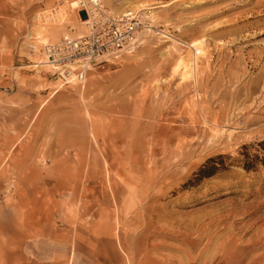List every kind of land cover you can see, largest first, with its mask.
I'll list each match as a JSON object with an SVG mask.
<instances>
[{
  "label": "rangeland",
  "instance_id": "rangeland-1",
  "mask_svg": "<svg viewBox=\"0 0 264 264\" xmlns=\"http://www.w3.org/2000/svg\"><path fill=\"white\" fill-rule=\"evenodd\" d=\"M71 2L0 0V264H33L22 242L55 230L58 264H209L233 228L263 235L264 0H101L153 28L65 85L42 49L85 33ZM67 142L71 184L46 186L37 166Z\"/></svg>",
  "mask_w": 264,
  "mask_h": 264
},
{
  "label": "built area",
  "instance_id": "built-area-1",
  "mask_svg": "<svg viewBox=\"0 0 264 264\" xmlns=\"http://www.w3.org/2000/svg\"><path fill=\"white\" fill-rule=\"evenodd\" d=\"M77 11H84L86 31L72 37L63 35L58 42L43 45L48 61L63 84L84 83L93 66L109 62L123 53L133 52L142 36L150 33L153 24L139 11L112 13L101 0H72ZM37 63L35 66H37ZM42 65V64H41Z\"/></svg>",
  "mask_w": 264,
  "mask_h": 264
},
{
  "label": "crops",
  "instance_id": "crops-1",
  "mask_svg": "<svg viewBox=\"0 0 264 264\" xmlns=\"http://www.w3.org/2000/svg\"><path fill=\"white\" fill-rule=\"evenodd\" d=\"M21 67L22 66H19V68ZM67 145L68 142L64 146L60 148L55 147L53 151H51L54 154V157H52L51 161L47 164L48 167H45L43 165L42 167L37 166V170H39V174H41L42 176L44 171V177H41V182L43 179V184H45L46 186L50 185L53 187H59L67 186L69 183L71 184L72 179L70 180L68 178V170L71 169L70 158L67 155H64L65 149H67ZM11 196L14 197L15 195ZM18 199L22 200V198ZM29 200H32V198L26 199V201ZM30 219L31 221H29L27 224L29 226L35 225L36 216L30 217ZM65 234L66 233L64 232L55 230L52 232H48V234H44L47 237H44V235H38L39 237H44L43 241L38 240L41 239L38 236L27 237L22 242V255L24 259L33 264H58L68 260L71 251L69 252V254L58 258V246L60 247V245H63L62 249L67 250L65 249V247L68 245L69 238ZM39 242H43V244H40Z\"/></svg>",
  "mask_w": 264,
  "mask_h": 264
},
{
  "label": "bare ground",
  "instance_id": "bare-ground-1",
  "mask_svg": "<svg viewBox=\"0 0 264 264\" xmlns=\"http://www.w3.org/2000/svg\"><path fill=\"white\" fill-rule=\"evenodd\" d=\"M70 6L71 7H74L75 6V2H71V4H70ZM82 21V20H81ZM203 41L202 40H195V41H193L191 44H188L190 47H193V49H194V53L195 54H197V53H203L204 51H203ZM193 51V50H192ZM194 55V54H193ZM198 55V54H197ZM195 56V55H194ZM187 58V57H186ZM192 58V57H191ZM195 58V57H194ZM194 58H192V61H193V59ZM197 58V57H196ZM185 60V58H183L182 56L181 57H179L177 60H176V62H175V64H174V67H173V70L175 71V72H177V71H179V74L180 75H183V76H185V74H187L188 73V71H187V63L184 61ZM189 60H191V59H189ZM42 61V60H41ZM39 62V63H42V62ZM44 62H45V60H44ZM43 62V63H44ZM46 63H48V65L50 64L48 61H46L45 62V64ZM190 63H191V61H190ZM189 63V64H190ZM194 63V62H193ZM190 66V65H189ZM188 66V67H189ZM181 70V71H180ZM55 71V70H54ZM182 76V77H183ZM181 78V77H180ZM185 79V78H184ZM183 79V80H184ZM134 159V160H133ZM132 159V161H135V159L136 158H133ZM135 163V162H134ZM222 216H224L225 217V215H222ZM221 217V216H220ZM219 217V218H220ZM224 217H222V218H224ZM216 219V218H215ZM214 219V220H215ZM225 219V218H224ZM217 220L218 221H220L218 218H217ZM217 220H216V222H217ZM211 222H214V221H211ZM198 223V222H197ZM215 223V222H214ZM218 223V222H217ZM222 223V222H221ZM226 223V222H225ZM208 224V223H207ZM219 224V223H218ZM224 224V223H223ZM208 225H210V222H209V224ZM244 225V224H243ZM206 226V224L201 228V229H198L197 227H196V231H197V234L199 235V237L200 236H206V233H207V228L205 227ZM224 226H226L225 224H224ZM232 226H234V225H232ZM187 227V226H186ZM227 227H230L229 225H227ZM227 227H225V228H227ZM242 227V226H241ZM240 228V227H239ZM238 228V230L236 231V232H241V228L239 229ZM216 229V228H215ZM232 229V228H231ZM234 229V228H233ZM233 229L231 230L232 232H233ZM236 229H237V227H236ZM194 232H195V228H194V230H193ZM208 231H210V229L208 230ZM186 232V231H185ZM188 232H190V230H188ZM188 232H187V234H188ZM228 232H230V231H228ZM231 232V233H232ZM218 233V232H217ZM216 233V234H217ZM231 233H229L227 236H226V238L225 239H223L222 240V242H220V243H217L216 242V244H215V247L214 248H216V252L217 253H220V257L218 258V261H216V262H213L211 259H210V263L209 264H240V262H241V259H242V256H243V252L246 250V249H253V248H255L256 246H259L258 244H263L264 243V234L263 235H257V234H255L256 235V237L253 235V236H251V238H250V240H249V242L247 243V244H241V240L239 241V239L237 240V238H236V236H235V233H233V234H231ZM192 234V233H191ZM194 234V233H193ZM188 235H190V233L188 234ZM208 236V235H207ZM197 239V238H196ZM210 239V238H209ZM211 241V240H210ZM194 243V242H193ZM189 244V243H188ZM195 244V243H194ZM194 244H192V245H194ZM261 246V245H260ZM256 252V251H255ZM217 253H216V256L215 257H217ZM257 256H256V258H254V264H258V263H260V262H262V260L264 259V252H259V254H256ZM213 256V255H212ZM214 257V258H215ZM255 257V256H254ZM195 261V259L193 258V257H189V260L188 261H184V262H182V264H191L190 262H194ZM193 264V263H192Z\"/></svg>",
  "mask_w": 264,
  "mask_h": 264
},
{
  "label": "trees",
  "instance_id": "trees-1",
  "mask_svg": "<svg viewBox=\"0 0 264 264\" xmlns=\"http://www.w3.org/2000/svg\"><path fill=\"white\" fill-rule=\"evenodd\" d=\"M260 145L262 146V148H263V150H264V141H261L260 142ZM243 148H246L245 146H243ZM252 167V165L251 164H249V163H246L245 165H244V168L245 169H250ZM211 173H208V174H206L205 176H209Z\"/></svg>",
  "mask_w": 264,
  "mask_h": 264
}]
</instances>
